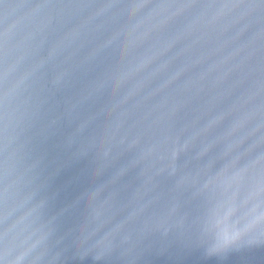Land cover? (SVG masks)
<instances>
[{
    "label": "water",
    "instance_id": "obj_1",
    "mask_svg": "<svg viewBox=\"0 0 264 264\" xmlns=\"http://www.w3.org/2000/svg\"><path fill=\"white\" fill-rule=\"evenodd\" d=\"M0 264H264V0H0Z\"/></svg>",
    "mask_w": 264,
    "mask_h": 264
}]
</instances>
